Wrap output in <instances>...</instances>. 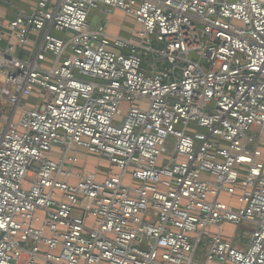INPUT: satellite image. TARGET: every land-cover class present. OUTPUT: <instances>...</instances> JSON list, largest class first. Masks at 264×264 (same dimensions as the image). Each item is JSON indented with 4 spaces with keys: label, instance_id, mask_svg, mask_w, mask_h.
<instances>
[{
    "label": "built area",
    "instance_id": "1",
    "mask_svg": "<svg viewBox=\"0 0 264 264\" xmlns=\"http://www.w3.org/2000/svg\"><path fill=\"white\" fill-rule=\"evenodd\" d=\"M0 6V264H264V0Z\"/></svg>",
    "mask_w": 264,
    "mask_h": 264
},
{
    "label": "rangeland",
    "instance_id": "2",
    "mask_svg": "<svg viewBox=\"0 0 264 264\" xmlns=\"http://www.w3.org/2000/svg\"><path fill=\"white\" fill-rule=\"evenodd\" d=\"M3 9L2 6H0V11ZM96 13L95 12H92L91 14V17H95ZM112 17L113 19L111 20H107V21H104V27H105V30L107 31V33L111 36H116L118 34V32L120 31V37L123 38V39H132L131 37V32L132 31H137L138 30V26L135 25L133 19L129 16H126L121 13V12H118V11H115L112 13ZM102 22V20L98 21L97 18H92V23L91 25L94 26L96 24H100ZM1 106H4L3 104H1ZM129 108V105L126 104V103H122L121 106H120V110H121V113H122V116H125L127 110ZM260 130L261 128L260 127H254V128H251L249 130V132L247 133L248 136L250 137H253L255 139H258L259 137V134H260ZM264 138V136H263ZM174 146H175V141L173 139V137L169 136L166 140V144H165V150H166V153L167 155L169 156L171 154V152L173 151L174 149ZM82 160H85L86 158L82 157L81 158ZM92 162V164H90V166H87L88 169L90 168H93L96 164L95 160H89ZM94 162V163H93ZM101 165L104 169V167L106 166L104 162L101 163ZM221 201H229V198L225 197V196H222L220 198ZM74 215V214H73ZM78 215V214H76ZM253 228L252 227H248L246 226L245 224H243L242 226H238V227H233V226H225L223 228V236L226 238V239H229L231 238L232 236V232H235L236 230L238 231V234H239V238H237V240H235V243L234 245L238 248H241V249H245V246L242 245L243 242L241 241V235L243 232H251Z\"/></svg>",
    "mask_w": 264,
    "mask_h": 264
},
{
    "label": "crops",
    "instance_id": "3",
    "mask_svg": "<svg viewBox=\"0 0 264 264\" xmlns=\"http://www.w3.org/2000/svg\"><path fill=\"white\" fill-rule=\"evenodd\" d=\"M126 17V16H125ZM111 19H113V17L111 16L110 18H108V20H111ZM114 20V19H113ZM135 23V22H134ZM135 25H137L136 23H135ZM138 26V25H137ZM107 32V31H106ZM120 34V31L118 32V34L117 35H119ZM116 35V36H117ZM120 36V35H119Z\"/></svg>",
    "mask_w": 264,
    "mask_h": 264
}]
</instances>
